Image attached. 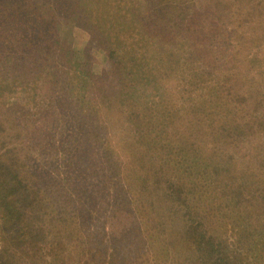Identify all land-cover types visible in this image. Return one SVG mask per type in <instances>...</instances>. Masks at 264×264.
Listing matches in <instances>:
<instances>
[{"label": "trees", "instance_id": "obj_1", "mask_svg": "<svg viewBox=\"0 0 264 264\" xmlns=\"http://www.w3.org/2000/svg\"><path fill=\"white\" fill-rule=\"evenodd\" d=\"M193 2L179 4L191 23L183 31L166 0L160 7L157 0H0V220L8 239L2 264H15L17 250L28 264H69L68 256L96 235L90 257L73 264H130L120 255L128 244L140 261L152 242L140 235L143 221L167 218L166 193L175 200L172 216L185 218L180 242L188 249L189 240L190 264H264V226L236 227L248 202L264 205V61L252 62L251 94H239L232 38L238 32L226 25L229 11L210 10L203 23L213 16L222 25L200 27L198 12L189 15L200 5ZM116 3L125 10L120 16L111 13ZM259 4L231 8L245 12L253 32L247 41L264 50V0ZM63 23L79 25L90 40L77 48L62 36ZM215 36L218 47L208 43ZM176 42L185 44L196 68L197 80L179 89L190 102L183 111L200 120L185 136L170 129L181 108L171 105L165 86L183 69ZM96 43L113 60L108 86L92 68L89 47ZM27 55L39 61L26 66ZM193 95L198 102L190 101ZM114 107L122 117H109ZM145 160L156 174L149 185L134 179ZM139 184L144 197L134 205L132 186ZM81 227L87 239L80 240ZM170 244L176 245L166 241L161 251ZM255 246L257 263L247 258Z\"/></svg>", "mask_w": 264, "mask_h": 264}, {"label": "rangeland", "instance_id": "obj_2", "mask_svg": "<svg viewBox=\"0 0 264 264\" xmlns=\"http://www.w3.org/2000/svg\"><path fill=\"white\" fill-rule=\"evenodd\" d=\"M162 1L163 0H157L156 6L160 7L162 4ZM166 1L169 2V6L167 7L169 8V11L173 15L172 16L174 18L173 21L176 23L181 20L179 23L178 29L185 31L187 27L191 26L190 25L191 23L187 20V18L184 17L185 16L184 15L185 5L184 6L179 5L181 4L183 0H166ZM193 1H195L196 3H200L199 5L200 7L197 6L195 9L192 10L193 12L192 11L190 12L189 15H192L196 11L198 12V15H196L195 17L197 18L200 27H203V26L208 27V28L216 27L217 29L219 25H222V22L217 20L216 17L209 16L211 19L214 20V22L211 24L203 23V19L208 18L207 12L209 13L210 10L216 9L217 7L224 6L225 8L228 9L229 13L224 15V18L226 19V22H227L226 25L228 29H230L231 27H234L235 30L238 32L237 35L232 37L234 39L233 45L235 46V49H234L235 52L232 51V53L234 52L235 58L237 60L236 62H234V65L236 67L237 66L239 67L238 71L237 69L235 70L236 78L237 77L238 78L234 84V87H235V90L239 94H244L245 96H249L252 92V89H251V86H252L251 85V77H252L251 68L253 67L252 62L255 60L254 61V65H255L257 61H260V65H261L262 64L261 61L262 60L264 61V50H263V47L260 48L258 44H257L258 47H254L252 43L247 41L248 39L252 37L253 32H251L249 29L252 27L248 25L247 20L249 18L246 16H243L245 12L242 14V16H239L233 11L231 7H233L236 3H239L241 6L250 4V5H253L254 7L259 8V5H260L259 3L261 2V0H193ZM195 2H193V4ZM121 5H122L121 3L115 4V6L111 9L113 10L111 11L112 15H116L120 13L119 14L120 16L122 14V11H125L124 9H121ZM180 13H182L183 15L181 16ZM248 13L250 15V12ZM102 14L106 15L104 13H101L99 15H102ZM175 15H178V16L175 17ZM242 17L244 18L241 21ZM224 18H221V20L223 21ZM116 25L119 27L123 25L122 18L117 19ZM61 27H62L61 28L62 36L70 40L79 49H81V47H83L84 44L91 38L88 31L81 28L79 25H74L72 23L70 24L63 23ZM242 34L248 35V37L241 38L240 35ZM181 35L182 34L179 32L178 36H181ZM219 40L220 38H216L215 36L208 43L209 45L212 44L218 47ZM212 45L210 47H212ZM186 48L187 47L185 46V44L176 42V47L174 48V50L178 52L177 62L179 64H182L183 69H180L175 75H172V77L165 82V86H167V89H168L167 98L173 101L171 105L177 106V108H181V110L178 113L174 114L170 129L173 133L177 132L178 135H183V136L189 135V134L191 135V133H193L192 126L190 125L192 120L196 122L199 120L198 115H189V113H186L185 111H183V109H185L184 108L185 105L188 106L190 102L185 101V95L187 94L185 90L184 91L179 90V89L184 88L186 84L189 85L191 81L195 82L197 80V79H194V77L196 76V68L192 63H190V60L187 59L188 54H187ZM253 48H256L257 50L259 49L260 56L258 57V55H256V57L258 58H256L255 55L252 54L251 51H253ZM89 52L91 53V57L93 60V65H92L93 70L97 74L99 75L101 74V77L103 79H104L103 76H105L106 81L104 80V82H106V86H108L107 82L110 81L109 79L111 78V63L113 62V60L109 58L107 50L101 44H98V43L93 44L91 47H89ZM21 59L23 60L26 66H32L33 63L39 61V57L35 55H27V56L21 57ZM256 67L257 65L255 66V68ZM211 77L214 78L215 76H211ZM211 85H213V82L211 83ZM190 99L192 103H196L199 101L196 95L190 96ZM248 107H249V99L247 100L246 105L242 109L247 111ZM113 109H112L113 112L109 113V117H112L113 119H117L118 117L123 116L120 110H117V107H114ZM175 124L176 126H174ZM243 152L244 150L240 151L239 154L235 157L236 167H237V163L240 157L243 155ZM151 164L152 163L149 160H145L144 165H140L139 171L136 170L135 175H134V179L136 182H139V183L145 182L149 185V183H152L154 181V179L156 178V174L153 173L154 168L152 167ZM132 192H133V200H134L133 204L137 205L140 203L141 199L143 200L145 188L141 184L137 186H132ZM225 201L226 200L223 199L222 204H218V205L220 206L225 205ZM161 205L163 207V210H162L163 215L167 217L166 219H164L163 221H160L157 219L154 222L152 221V223L151 222L147 223L143 221L142 233L140 235L143 237L142 239H146L147 241L148 239H150L152 242L150 244V247H148L144 251L142 257H140L141 260L140 261L138 260L136 262L135 259L131 258V256L133 255L135 251H133L132 246H130V244L124 246L123 250L121 251L120 255L122 257H125V256L129 257L128 260L130 261V264H190V262L186 260L185 258V251H188V249L189 250L192 249V247H190L189 240H187L188 249L185 247V242L184 243L180 242V239L183 236H185V229H186L185 228V224H186L185 218H181L179 216L177 217L172 216L173 212L177 210L175 206V200L171 196V194L166 193L163 196ZM107 208L111 209L112 206L108 205L106 209ZM244 211L245 212L242 214V217H245L246 221L243 222L242 217L237 218L240 221V224L236 226L237 228H239L242 231L247 230L244 227V225H247L248 223L250 224V226L248 225L247 227H250L251 229L255 225H258L260 227L264 226V205L261 201L257 200L252 203L248 202L247 208ZM98 217H99V213L96 212L94 214V220L91 224H94ZM138 222H142V220L140 221L138 219ZM85 223L90 224V214H88ZM150 225L152 227L148 229L147 227ZM91 226H92L91 229L95 231L96 225H91ZM83 233H85V231H83V228L81 227L80 234L84 236ZM219 234L220 233L214 234L215 235L214 237L218 238ZM5 235L6 234L2 228L1 220H0V264H2V261H3L1 252L3 248H5L6 246L7 237H5ZM100 238H101L100 235L90 236L91 240L94 239L98 241V239ZM81 239L84 240V239H87V237L86 236L80 237V240ZM254 240L259 243L262 242V240L259 239V237L254 238ZM166 241H168V243L175 242L176 245L173 247L170 244V248H169L170 250L161 251L160 245L166 243ZM94 243L82 244L81 247L85 251L83 250L82 252L79 249V251L76 252L79 254H75L72 258L68 256L67 261L69 262V264H73L74 262L79 260L82 254H84L85 258L90 257L91 255L90 248L92 247ZM12 248L13 250H15L14 243L11 249ZM248 250H249L250 255L247 256V258L248 259L249 257L254 258L256 263L257 261L259 262L260 257H261V252H260L261 250H258V246H255L253 248L251 247ZM15 253H16L15 264H28L30 262L28 258L21 257L19 250H17ZM164 255H168V256L165 257ZM257 264H260V263H257Z\"/></svg>", "mask_w": 264, "mask_h": 264}]
</instances>
